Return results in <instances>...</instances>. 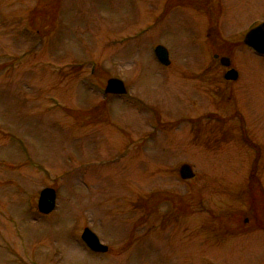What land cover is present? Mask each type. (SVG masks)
Returning a JSON list of instances; mask_svg holds the SVG:
<instances>
[{
    "label": "rangeland",
    "instance_id": "obj_1",
    "mask_svg": "<svg viewBox=\"0 0 264 264\" xmlns=\"http://www.w3.org/2000/svg\"><path fill=\"white\" fill-rule=\"evenodd\" d=\"M217 1L0 0V264H264V145L233 113L264 129V57L242 49L246 84L224 93L192 36L206 16L245 30L264 0ZM110 78L127 95L104 96Z\"/></svg>",
    "mask_w": 264,
    "mask_h": 264
},
{
    "label": "flooded vegetation",
    "instance_id": "obj_2",
    "mask_svg": "<svg viewBox=\"0 0 264 264\" xmlns=\"http://www.w3.org/2000/svg\"><path fill=\"white\" fill-rule=\"evenodd\" d=\"M215 7H217V4L215 5ZM219 10L221 13L220 14L221 17H223L225 20L227 15L226 12L224 14V11L221 9V7H219ZM225 10H227V7H225ZM194 14L195 11L193 15ZM205 16L206 15H203V17ZM199 21H202L203 25L204 23L207 24V26L202 28L196 27L195 30H193L192 32V36L194 38V42L199 47V49L206 50V54H207L206 57L201 59V62L205 63L204 65L205 72L211 70L213 67H216L220 72L221 80L223 79L222 81L224 84L222 87V91L224 93L230 91L231 94H233L234 92H238V88L246 84V81L244 80L243 83L242 81L240 82L241 84L239 83L241 78L239 67L242 66L241 63H247L249 61L248 57L250 58V56L261 59L264 57V55L257 54L256 52H254V50H252L250 47L244 44V38L246 33L252 28L256 27L257 25L264 23V19L260 21H255L254 23L249 25L245 30L237 31V32H232V30H227L225 28H222L221 24L217 21H216L217 23L211 25L212 19L207 16L206 18H202ZM242 49L248 51L249 54L247 58L242 56V52H241ZM247 64H251V63H247ZM170 65L171 63L164 68H167ZM230 70L237 71L238 75L235 80H229L225 78V75ZM209 78L212 77L209 76ZM260 90H263L262 92L264 95V85ZM235 110L233 111V113L239 116L240 118L239 132H240L241 140H243L247 144L255 145L256 147L264 145V129L261 128L259 130L258 129L256 130L255 128H253L254 130H248L245 124L246 121L243 118V115L239 112L240 109H237L236 111ZM254 135L255 137H253L252 140V136ZM260 157L261 155L259 154L254 155L255 160L259 159ZM191 179H194V177ZM250 193H254V191L253 192L250 191ZM255 194L256 196H262V198L264 196L261 195L260 193H255ZM225 196L222 195V197L220 198V201H222V203L227 201V198ZM249 220H250L249 217H246L244 219L245 222H248Z\"/></svg>",
    "mask_w": 264,
    "mask_h": 264
},
{
    "label": "water",
    "instance_id": "obj_3",
    "mask_svg": "<svg viewBox=\"0 0 264 264\" xmlns=\"http://www.w3.org/2000/svg\"><path fill=\"white\" fill-rule=\"evenodd\" d=\"M244 43L252 48L258 54L264 55V23L256 26L250 30L245 38ZM155 55L158 61L167 66L169 64V56L165 47L158 45L155 50ZM226 79L235 80L237 78V72L230 70L226 75ZM105 94L124 95L126 89L124 83L117 78H110L106 82ZM180 176L182 179H190L194 176L193 170L189 165H183L180 168ZM56 207V191L53 188H44L39 193L37 209L42 214L51 213ZM81 239L87 245V247L96 253H105L108 247L101 244L96 234L89 228H85L82 232Z\"/></svg>",
    "mask_w": 264,
    "mask_h": 264
}]
</instances>
